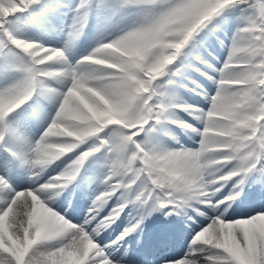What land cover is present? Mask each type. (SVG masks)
I'll use <instances>...</instances> for the list:
<instances>
[{
    "label": "snow or ice",
    "instance_id": "6c2138e0",
    "mask_svg": "<svg viewBox=\"0 0 264 264\" xmlns=\"http://www.w3.org/2000/svg\"><path fill=\"white\" fill-rule=\"evenodd\" d=\"M38 3L0 0V74L18 73L0 85V151L7 153L0 157V192L8 194L0 199V264H127L112 252L130 233L143 231L144 215L160 211L168 217L193 203L214 214L182 257L162 258L160 264H264V211L235 219L230 213L248 174H264V0H113V10L134 6L139 22L75 63L66 53L87 24L92 0L73 7L63 49L15 34L19 22L13 18ZM228 9H238L243 23L223 66L213 69L219 75L210 108L175 104L164 89L178 72L167 66ZM49 79L63 81L65 90L48 88ZM38 89L55 96L53 116L23 109ZM177 109L194 115L202 131L170 120ZM29 119L47 121L35 141L24 131ZM166 121L200 135L199 148L155 150L149 137ZM101 150L107 168L103 191L84 219L72 223L46 205ZM66 153H73L71 162L42 181L46 167ZM16 168L27 170L30 187L9 184L6 176ZM230 183L234 191L225 196ZM113 199L115 206L101 217L99 210ZM129 204L143 215L130 219L109 244L98 243L96 237Z\"/></svg>",
    "mask_w": 264,
    "mask_h": 264
},
{
    "label": "rangeland",
    "instance_id": "374dc122",
    "mask_svg": "<svg viewBox=\"0 0 264 264\" xmlns=\"http://www.w3.org/2000/svg\"><path fill=\"white\" fill-rule=\"evenodd\" d=\"M53 4H54V6H53ZM112 4H113V0H107L106 3L104 2L105 12L103 14V18H104V21H106V22L114 21L116 24L111 29L104 30L105 33L107 34L106 36H104L105 38L103 37V35H100L99 37L96 36V37L90 38V41H89L90 44L88 43V45H90V46L96 45V47H97L102 42H110L112 40V37L109 34H111L110 33L111 30L116 25L120 24V25H123L125 28L128 27V29H131V27L133 25H135V23L137 22V19L140 18L138 13H137V10L134 6L133 7H124V8H120L118 10H113V8L110 7V5H112ZM46 5L48 7V11L51 10L49 13H60L57 15L58 16L59 15L60 16H69V15L73 14V7L75 6V3L70 2V3L66 4L65 0H54V1L49 0V2L46 3ZM57 5L61 8L56 7ZM99 5H100V0H92V8L93 9H96ZM58 11H60V12H58ZM90 13H91V11H90ZM90 13H89L88 19H89V21H92V19H94V15L96 12L92 13L91 16H90ZM41 15H42V17H41ZM43 15L44 14H38V13L36 14L35 13L33 16L34 18H29L31 16V13H29L28 15L25 13L24 14L19 13L16 15V17L13 18V21L19 22L18 27H27L28 25H32V22L34 23V25H37L36 27H39L41 25L45 26L46 25L45 21L47 22L48 19H45L46 17L43 18ZM24 17H25V19H24ZM47 23H50V22H47ZM242 23H243L242 13L238 9L225 10V11L221 12V14L219 16L214 17L212 19V21L210 23H208L205 28H203L198 34L195 35L194 39L190 40V42L184 48L181 49L180 54H178L177 58L173 61V63L171 65L167 66L168 68H171L173 72H178V74L176 76L171 77V79L174 81V83L172 85H166V87H165L166 90L173 91V93L169 94V96L174 97L172 99H173V102L175 104L190 105L196 110H205L206 111L208 108H210V106H211L210 105V97L214 95L215 90L213 92V90L211 89L208 92H206L207 82L211 81V79H209V77H213L211 74L213 69L218 70L223 66V63L227 58L231 42L225 43V46H226L225 47V53L220 52L219 49H221L223 47V44L225 42L224 37L226 38L227 41H232L233 35L237 31V29L242 25ZM87 27H88V21H87V24L84 27L82 33L80 34L81 38L83 36L85 37ZM22 32H24V31H19V29H18L15 34L20 38L36 40V41L42 42L45 45H50V46L56 47V48H59L61 46L63 49L65 41L67 40V39H64L63 43L59 44L58 42H56L54 40L52 41L50 38H49V40L46 39L47 37H44V36L34 35V34H25V32L24 33H22ZM100 32L103 33V30ZM70 50H71V48L68 50V52H70ZM76 52H75L76 56L74 54V57H77V59H78V57H85L90 53V52H86L85 50L78 51L77 52L78 54ZM192 59H193V61H192ZM194 59L197 60V63H196V61H194ZM70 61H72V63H75L72 59H70ZM198 61H205V62L207 61L208 64L207 65H201L202 63L198 64ZM195 65H196V67L194 68ZM209 65H211V67H209ZM190 66H192V67H190ZM188 67H190L192 69H196L195 71H198V73H200V71L203 70L202 73H200V74L203 76L206 75V78H201V77H199V75L198 76L192 75L191 74L192 69H190ZM168 78L169 77L166 74L165 77H163L162 79L166 81ZM184 78H187L188 81H186V79H184ZM217 78H218V75L215 76V79H217ZM197 79H198V81H197ZM192 81H194L195 83L194 82L192 83ZM214 85L217 86V84H214ZM46 86L48 88L54 89L56 92H61V91L65 90V85H64L63 81L58 82V80H54V79H49ZM215 86H214V88H215ZM177 94H180V96L178 97ZM182 94H184V95H182ZM178 99L180 101H177ZM27 102L29 103L28 104L29 106L27 107L26 105H24V109L27 108V110H28L27 112H29V111L31 112V109L33 110V109L37 108L36 110L40 113V110L47 107V110H49V112L51 113V116H53L55 111L58 109V104L56 102L55 96L52 94H49V93H45V94L41 95L40 91H37L35 93V97L32 96V98L30 100H28ZM32 102H34L35 104H39L41 102L43 104L41 105V107L37 106L35 108L34 103H32ZM43 105H45L44 108H43ZM29 107H30V109H29ZM181 111H183V110L177 109V110L171 111L172 113L170 112L169 119L170 120L176 119L179 121H183L184 123L191 125L192 128H195L194 127L195 123L192 122V119H190V117H188V116H192V115H190L186 111H183L185 114V115H183L182 113H180ZM172 114H174L175 116H172ZM186 115H188V116H186ZM12 118H13V116L10 119H12ZM195 119H196V117L193 118V120H195ZM38 122L39 121H36L37 124H38ZM46 123H47V121L43 122L41 125H38L39 127L36 128L35 132L37 131V133H39V135L35 133L36 135L33 134V136L35 135L36 138H38L40 136L41 132L43 131ZM202 127H203V125L201 124L199 127H196V129H200L202 131ZM186 130H187V133L184 132ZM189 130L192 132L191 129L181 128V126H179L178 124L169 123L166 121V122H164V124L162 126L158 125L157 130L150 135L149 143H150V145L155 144L156 139H158V140L162 139L168 143H171L170 140H172L173 143H177L180 140V138H179L180 133H185L188 137H190L189 136L190 135ZM194 138H195V140H199L200 135H196V137L194 136ZM139 139H143V137L141 136V137H139ZM171 147H175V149H177V145H175V144H172ZM73 151L75 152L76 150H73ZM4 155H5V157L7 156L5 153H4ZM72 155H73V153H66L65 157L68 158V157H71ZM105 160H106V153L103 150H101L100 152H97L96 154H93L92 156L87 158L85 160V162L82 164L81 169L78 172L76 178H79V182L81 181L80 184L85 183V185H87V186H85V188H84V186L83 187L81 186L80 188H78L74 194V198L73 197L70 198L71 202L76 201L74 206H79V205L81 206L82 205L83 209H85V210L87 208L89 209V207L92 204V200L96 197V195L98 193L103 191V189L99 188L100 190L93 192L96 189V187H93V190L90 189V191H88V183H89L88 181L90 178L88 176L89 175L91 176V173L94 169L103 168L104 169L103 172H102V169L99 170L100 172L98 170H96V172H95L96 174L94 173L95 178H93V180L101 183V181L103 180V178L106 174V171H107V168L105 166ZM63 161H64V159H63V157H61L60 159L53 161L49 165V166H54V167L49 168L47 166L45 169V171L47 170V172H46L47 176L49 177V174L50 175L59 174L64 169V167L66 166L67 161L69 162L70 160L67 159V161L66 160L64 162ZM1 173L2 172H0V175H1ZM26 174L29 175L28 172ZM85 175L87 176V178ZM6 179H8V182L11 181L13 183V181L9 180L10 178H8L7 176H6ZM43 181H45V180H43ZM14 187L17 190L23 189V188H28V187H24L21 185H15V184H14ZM73 188H74V186H71L70 188L68 186V189H65L63 191L64 192L66 191L65 193H67L70 196V193L73 191ZM78 192L80 193L79 195H77ZM81 192L82 193L86 192V197H85L86 199L84 198L82 200V197L80 196ZM88 192L90 195H88ZM228 192H230V191L225 190L224 195L226 196ZM91 195H92V197H91ZM91 198H92V200H91ZM76 199H78V200H76ZM87 199L90 200L91 202L87 201ZM80 201L82 204L80 203ZM86 201H87V203H89L87 208H86ZM108 203H109L108 204L109 210L108 211L105 209L104 210L109 213L111 208L114 207L115 205H113L112 200H109ZM242 205L245 206L246 205L245 202ZM127 207L120 214L119 218L114 223L116 226L114 227L115 232L112 231V233L110 234L112 237H114V235H116V233H119V232L121 233L123 231L124 227H126L128 225L130 220L124 221L125 219H123L126 216L128 219ZM129 207L133 211V213H132L133 216L131 217V219L135 218L136 216L138 217L139 215H142V212H143L142 209H140V208L137 209L136 206H134V205L132 206L131 204L129 205ZM85 210H83V211H85ZM107 212L104 215L102 214L103 217L108 215ZM156 212L157 211L151 212L152 213L151 217H154L156 215ZM151 219H153V218H151ZM151 219H149V220H151ZM70 220L72 223L79 222V221H73V218ZM77 220H80V218H78ZM145 222L146 221H144V219H143L142 226H144L146 228L147 226H146ZM181 224H183L182 221H181ZM181 224H179L178 226L181 227ZM122 227H123V229L121 231ZM147 228L151 229V227H147ZM152 228H155V227H152ZM189 233H191V236L193 235L192 231H190ZM134 236H137L138 238L141 237L139 231H134L133 239H134ZM147 238H149V237H147ZM147 238L145 240H147ZM102 241H105V240H102ZM183 250L184 249H181V251L179 250L180 252L178 253L177 257H181V254L184 253ZM141 263H143V262H141Z\"/></svg>",
    "mask_w": 264,
    "mask_h": 264
},
{
    "label": "bare ground",
    "instance_id": "6f19581e",
    "mask_svg": "<svg viewBox=\"0 0 264 264\" xmlns=\"http://www.w3.org/2000/svg\"><path fill=\"white\" fill-rule=\"evenodd\" d=\"M51 1H54V0H51ZM65 1H66V4H68L70 2H74L75 4L78 3V0H65ZM106 1L107 0H100V5L96 9H93V8L91 9L90 16L92 13L96 12L94 15V19H92V21H89V19H88V27L86 29L85 37L84 36L82 38L78 37L74 41L72 46L70 47L71 50H70V52L67 53V57L69 60L72 59L74 62L78 61V59H75V57H74V54L76 51L78 52V51L85 50L86 52H91L94 48H93V46L88 45L90 38H93L96 36L99 37L100 35H103V37L106 36L107 34L105 33L104 30L111 29L116 24L114 21H108V22L104 21V18H103V14L105 12L104 2L106 3ZM48 2H49V0H40V3L33 5L28 11H26L24 13L27 15L29 13H31V16L29 18H34L33 16L35 13L36 14L37 13L38 14H44L43 18L46 17L45 19H48L47 22H50V23H47L45 21V24H46L45 26L41 25L39 27H36L37 25H34V23L32 22V25H28L27 27H18V29H19V31H24L25 34H34V35L44 36V37H47L46 39H48V40L50 38L52 41L54 40V41L58 42L59 44H62L64 39H67L68 26L72 23L71 17L74 15V13L72 15H69V16H60V15L58 16L57 14H60V13H49L51 10L48 11V7L46 5V3H48ZM53 6H54V4H53ZM56 7H59V6L57 5ZM59 8H61V7H59ZM58 12H60V11H58ZM41 17H42V15H41ZM24 19H25V17H24ZM139 19H137V22L135 24H137L139 22ZM102 30H103V33L100 32ZM127 30H130V29H128V27L125 28L123 25L118 24L111 30L110 33L112 35L111 34H109V35L112 37V39H114V38L118 37L119 35H121L124 31H127ZM24 32H22V33H24ZM224 40H225V42L223 44V47L221 49H219V51L225 53V47H226L225 43L226 42L228 43L231 41H227L225 37H224ZM75 56H76V54H75ZM194 73L198 74V71L194 70ZM211 74L213 76L212 77L213 79H211V81L207 82L206 92H208L211 89L213 90V92H214V90L216 92L217 86L214 85L216 83H213V80L215 79L216 75H219V73H218V71H212ZM198 75L201 78H206V75L205 76H203L201 74H198ZM16 78H18V73L13 72V71H9L6 74H0V85H3L4 83H10L11 81H13ZM197 81H198V79H197ZM214 86H215V88H214ZM164 90L167 92L168 95L173 93V91H168V90H166V88ZM37 91H41V90L38 89ZM177 95H178V97L180 96V94H177ZM182 95H184V94H182ZM214 95H215V93H214ZM33 96L35 97V93L33 94ZM172 98H174V97H172ZM32 103H34V102H32ZM42 104L43 103H41V102L39 104L34 103V107L35 108L37 106L41 107ZM44 106L45 105H43V108H44ZM23 109H24V106H23ZM29 109H30V107H29ZM24 110L28 111L27 108H25ZM19 111L20 110H18L17 112H19ZM31 111H32V109H31ZM180 113L185 115L183 111H181ZM40 115H41V117H50L51 113L49 112V110H47V107H45L44 109L40 110ZM12 116H13L12 119H15L16 113H14ZM172 116H175V115L172 114ZM186 116H188V115H186ZM188 117H190V119H192V122L195 123L194 124L195 128L199 127L201 125V123L198 119L193 120V118L195 117L194 115L188 116ZM36 121H39L38 124L36 123ZM45 121L46 120H44V119H39V120L29 119L25 122L24 131H25V134L28 136L29 140L35 141L37 139L35 135L36 134L39 135V133H37V131L35 132V130H36V128L39 127L38 125H41ZM105 132H107V129L105 130ZM184 132L187 133V130ZM185 133H180V137H179L180 140L177 143H173L172 140H170L171 143H168L162 139H159V140L156 139L155 144H153L151 146L155 150H157V149L158 150H160V149L161 150H168V151H177V150H184V149L197 150L199 148V141L201 139V136H200L199 140H195L194 136L196 137V135H197L195 132L190 131L189 132L190 137H188ZM33 134H35V135L33 136ZM172 144L177 145V149H175V147H171ZM94 154H96V153H94ZM0 157H5V155L2 151H0ZM63 159H64V161L65 160L67 161L68 158L64 156ZM70 162L71 161H69V162L67 161V163H70ZM48 167L51 168L54 166L48 165ZM101 169L103 172L104 171L103 168H97V169H94L92 171L91 176L90 175L88 176V177H90L89 181H88L89 182L88 183V191H90V189L93 190V187H96V189L93 192L98 191L100 189H103L104 186L102 183L93 180V178H95L96 170L99 171ZM46 172H47V170L42 174V181L47 180V178H48ZM1 175H5V173L2 172ZM7 177L10 178L9 180H12L15 185L30 187L29 175L23 173V168L14 169L10 175H7ZM86 178H87V176H86ZM80 182H79V178H75V185L77 186V189L80 188L81 186L82 187L84 186V188H85V186H87V185H85V183L80 184ZM72 183H73V181L71 182V184ZM65 188H68V185L64 186V190H65ZM226 191H230V192L234 191L233 187L231 186V183L229 185H226ZM65 192L62 191L58 196H56L54 198V200L52 202H49V204L46 206H49L52 209H55L56 211L62 213L66 217L81 218L83 220L85 217V213L88 211L87 206L89 203H87V201H90V200L87 199V201H86V208L87 209L85 210L82 208V205L81 206L80 205L74 206L73 203L70 201V196ZM79 194L80 193L78 192L77 195H79ZM6 195H8V194L5 192H0V199L4 198ZM88 195H90L89 192H88ZM217 195H220V193H217ZM80 196L82 197V200H83L86 197V192L85 193L81 192ZM91 197H92V195H91ZM76 200H78V199H76ZM91 200H92V198H91ZM69 202H71V203H69ZM244 202L246 204L245 206L242 205V204H244ZM80 203H81V201H80ZM112 203H113V205H115V199L112 200ZM108 204L109 203L107 202L106 205L99 210L100 216L102 215V213L105 214L109 210ZM129 205L127 207L128 219L126 216L125 218H123V219H125L124 221L130 220L131 217L133 216L132 215L133 211L130 209ZM2 206H3V204H0V207H2ZM104 209L107 211H105ZM83 210H85V211H83ZM258 211H264V174H261L259 171L253 170L251 173L248 174L247 178L245 179V182L241 188L240 194L237 197L236 202L231 205L230 213H231V217L233 219H235V218L248 216V215L252 214L253 212H258ZM200 213H203V215H201ZM183 214H185V216ZM213 214L214 213L212 212V210L210 208H207V205H196L195 203L191 204L189 207H186L183 209H177L176 215H178V217H180L182 219H185V220H183V222H184L182 225L183 228L180 231L172 230V232L174 234L178 233L180 235V240H178L179 243L177 244V247L174 249H172V247L163 248V249L160 248L158 250L161 253V254H159L160 257L162 256V257L168 258V259H174V258L179 259L180 257H177L178 253L181 251V249H184L183 251L185 253L187 250L188 244L190 242V240L187 239V236H189V238L191 237V233H189V232L192 231L193 232L192 234H194L195 232H198L202 226L206 225L209 222L208 217L210 215H213ZM142 215H143V212H142ZM151 215H152V213L148 214V215H144V221H148L151 218L157 217V215H155L154 217H151ZM161 215H163V213ZM169 217H172V215ZM25 226H26V218H25ZM115 226L116 225H111L108 229L101 232L100 236H98L97 238L98 239L104 238V239H106V242L107 241L109 242L110 239L115 240L116 237L120 234V232L116 233V236L114 238H110V237H112L110 235L112 233V231L115 232V230H114ZM123 227L121 228V231H122ZM141 228L143 229V231H139L140 236H141L140 238H138L137 236H134V240H133L134 232L130 233L122 241L119 242L120 247L117 250L114 249L112 252V255H117V253H119L120 256L124 257V261L127 262V264H131V262H128V260L131 258L133 259V258L138 257L139 256L138 252L140 251V247L143 246V244H141L143 241L141 238L146 239L147 237L150 236V231L155 229V228L145 229V227L142 225H141ZM157 238H158V236H154L153 239H150L145 244H148V245L156 244V246H157L167 239V235L165 233H163V235H162V237H160V239L157 240ZM162 238H163V241L161 240ZM136 242H138L139 245L136 244ZM52 243H55V242H52ZM138 246H139V249L137 250ZM119 249H121V251H118ZM125 252L127 253V255H125ZM184 253L181 254V257L184 255ZM142 258H145V257L142 256Z\"/></svg>",
    "mask_w": 264,
    "mask_h": 264
}]
</instances>
